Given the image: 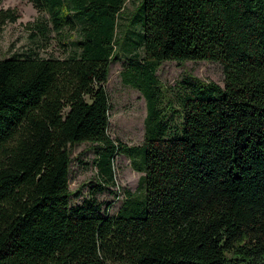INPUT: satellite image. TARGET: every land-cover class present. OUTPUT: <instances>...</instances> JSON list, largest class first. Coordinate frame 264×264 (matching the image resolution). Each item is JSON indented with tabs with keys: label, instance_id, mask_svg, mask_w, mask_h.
Masks as SVG:
<instances>
[{
	"label": "trees",
	"instance_id": "trees-1",
	"mask_svg": "<svg viewBox=\"0 0 264 264\" xmlns=\"http://www.w3.org/2000/svg\"><path fill=\"white\" fill-rule=\"evenodd\" d=\"M27 1L79 39L66 58L0 59V264H264V0H143L145 62L126 73L148 103L134 148L109 135L106 87L127 0ZM17 20L1 11L0 29ZM187 61L221 63L225 85L191 77L164 108L157 68ZM83 143L108 183L120 151L135 158L143 197L117 215L74 207Z\"/></svg>",
	"mask_w": 264,
	"mask_h": 264
},
{
	"label": "rangeland",
	"instance_id": "rangeland-1",
	"mask_svg": "<svg viewBox=\"0 0 264 264\" xmlns=\"http://www.w3.org/2000/svg\"><path fill=\"white\" fill-rule=\"evenodd\" d=\"M142 2L127 0L120 14L119 59L112 62L106 86L111 102L109 135L116 143L129 148L142 147L147 134V98L142 89L126 81V73L132 76L134 71L130 73V69L137 61L145 62L144 46L141 43L137 45L142 36L139 21ZM1 11H11L18 20L0 29V59L32 52L46 58H66L73 49V43L79 39V31L70 27L55 31L49 11L39 12L27 0H0ZM70 16L77 20L75 13ZM36 25L42 28L39 30ZM44 28H48L46 34L42 33ZM156 77L160 82L164 108L171 100L174 108H180L176 102L181 94V85L191 77L225 85L224 66L212 61L164 62L157 68ZM170 120L180 123L179 117ZM96 147V144L83 143L72 148V205L76 207L87 200H97L103 203L104 209H109L110 214L117 215L129 198L143 197L145 172L137 169L135 158L120 151L114 162V180L108 183L100 176L95 162ZM136 159L140 166L141 159L138 156Z\"/></svg>",
	"mask_w": 264,
	"mask_h": 264
}]
</instances>
